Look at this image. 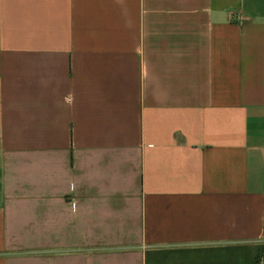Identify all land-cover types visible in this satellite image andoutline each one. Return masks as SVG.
<instances>
[{"label": "crops", "instance_id": "1", "mask_svg": "<svg viewBox=\"0 0 264 264\" xmlns=\"http://www.w3.org/2000/svg\"><path fill=\"white\" fill-rule=\"evenodd\" d=\"M0 264H264V0H0Z\"/></svg>", "mask_w": 264, "mask_h": 264}]
</instances>
